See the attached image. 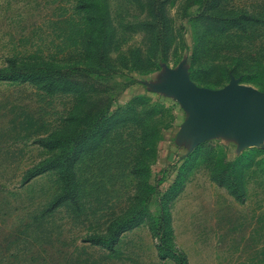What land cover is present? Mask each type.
Segmentation results:
<instances>
[{
    "label": "rangeland",
    "instance_id": "obj_1",
    "mask_svg": "<svg viewBox=\"0 0 264 264\" xmlns=\"http://www.w3.org/2000/svg\"><path fill=\"white\" fill-rule=\"evenodd\" d=\"M232 81L264 0H0V264H264V140L180 100Z\"/></svg>",
    "mask_w": 264,
    "mask_h": 264
},
{
    "label": "water",
    "instance_id": "obj_2",
    "mask_svg": "<svg viewBox=\"0 0 264 264\" xmlns=\"http://www.w3.org/2000/svg\"><path fill=\"white\" fill-rule=\"evenodd\" d=\"M181 89L185 96L180 97L182 106L201 117L200 125L207 134L230 130L243 146L263 143L264 92L234 81L219 90L188 84L181 85Z\"/></svg>",
    "mask_w": 264,
    "mask_h": 264
},
{
    "label": "trees",
    "instance_id": "obj_3",
    "mask_svg": "<svg viewBox=\"0 0 264 264\" xmlns=\"http://www.w3.org/2000/svg\"><path fill=\"white\" fill-rule=\"evenodd\" d=\"M62 181H64V177H63V180H62ZM67 183H68V180L66 179V180H65V184H67ZM64 200H66V198H63V197L61 196V197L58 198L56 204H59V203H61V202L64 201ZM122 231H123V230H122ZM122 231H121V232H122ZM175 259H177V257H175Z\"/></svg>",
    "mask_w": 264,
    "mask_h": 264
}]
</instances>
